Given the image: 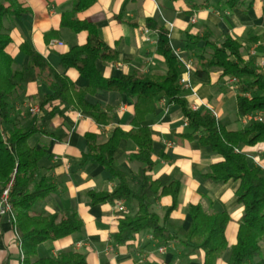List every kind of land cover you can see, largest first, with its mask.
<instances>
[{"label":"crops","instance_id":"0c3cea01","mask_svg":"<svg viewBox=\"0 0 264 264\" xmlns=\"http://www.w3.org/2000/svg\"><path fill=\"white\" fill-rule=\"evenodd\" d=\"M20 1L27 11L4 21L11 36L7 51L14 58L15 69L28 66L29 57L21 50V45L28 42L76 86L87 88L89 80L76 68H59L61 55L74 46L86 44L90 36L87 29L73 31L62 25L63 15L71 10L74 0ZM77 18L94 24L98 38L118 54L117 61L97 60L96 67L105 78L121 77L134 70L152 79L166 74L168 65L157 51V33L149 28V19L169 30L172 46L183 57L193 59L194 65L197 55L205 52L203 37L208 34L212 42L220 45L231 36L242 44L244 62L251 61L264 76V0H245L233 9L223 0H94ZM147 29L150 31L145 33ZM194 65L190 80L197 95L181 89V96L189 107L203 102L207 106L201 110L207 107L216 110L218 119L229 130L242 129L255 121L264 122V111L255 113L259 116L255 121H246L245 116L238 114L241 84L229 83L232 76H223L222 70L214 67L207 78H201L196 75ZM46 80L43 77L30 82L18 92L12 113L14 123L33 130L30 144L44 150L36 180L44 176L56 186L31 213L46 216L73 209L83 219L84 226L62 239L41 243L37 257L58 256L73 250L84 253L87 264H202V251H191L182 239L161 244L150 229L140 231L127 243H116L113 235L120 219L127 213L135 214L136 204L124 200L91 203L90 191H112L116 182L100 164L92 161L81 164L83 154L88 152L87 135H94L101 143L116 127L132 129L134 98L113 91L87 94L90 103L111 109L113 121L101 125L59 100L41 107L39 99L51 93ZM237 123L241 125L238 129L234 127ZM143 124L151 128L154 139L151 176L157 178L165 173L180 182L178 206L171 212V220L187 230L191 225L189 208L193 204H201L208 212L229 213L228 247L217 263L228 264L244 214V207L236 196L239 182L220 183L207 175L211 165L222 157L201 146L198 133L193 138L184 136L191 130L179 105L162 100L157 111L149 114ZM244 149L264 166V141ZM136 152V145L123 139L115 153L117 163L129 175L132 189L139 184L137 171L141 164L131 158ZM120 205L125 211L120 210ZM171 205L172 197L163 195L155 200L153 210L163 218ZM18 236L21 237V231L8 216L4 217L0 222V264H21Z\"/></svg>","mask_w":264,"mask_h":264},{"label":"trees","instance_id":"16d2710c","mask_svg":"<svg viewBox=\"0 0 264 264\" xmlns=\"http://www.w3.org/2000/svg\"><path fill=\"white\" fill-rule=\"evenodd\" d=\"M244 1L223 0L229 9L242 5ZM93 2L74 0L73 7L64 13L62 20V25L73 31L87 29L90 32L88 42L62 54L59 65V68L74 67L89 80V86L82 89L51 66L28 42L21 45V50L29 57L28 66L15 69L14 58L7 51L11 36L4 21L19 17L27 10L20 0H0V194L11 174H15L10 196L15 214L13 225L21 231L20 244L24 254L21 264H87L86 255L73 250L61 252L58 256L37 257L41 243L62 239L81 231L84 226L83 219L73 209L46 216L31 213L39 201L56 190V186L44 176L36 180L44 150L30 144L33 130H25L14 123L12 113L18 92L43 77H46L51 93L39 99L41 107L59 100L74 106L101 125L113 121L111 109L90 103L87 94L113 91L134 98L132 129L126 131L116 127L101 143L94 135L88 134V152L81 160V164L88 161L100 164L116 182L112 191H90L92 204L124 200L137 206L135 214L127 213L120 219L118 230L113 235L116 243H127L140 231L150 229L161 244L182 239L191 251H202V264H217L228 247L226 229L231 218L227 211L208 212L201 204H193L189 208L191 225L184 230L170 218L178 206L180 182L165 173L157 178L150 174L154 167V139L151 128L143 122L165 100L169 105L180 106L191 130L184 136L193 138L198 133L201 146L221 155L222 160L212 164L207 175L220 183L239 182L236 196L244 207V214L239 221L237 243L231 248L228 264H264V170L244 149L264 141V122L255 121L242 129L229 130L209 109L192 110L181 96L179 78L183 69L174 53L170 32L153 19H149L147 24L157 33V51L165 57L168 65L166 74L152 79L134 70L121 77H103L96 67L97 60L117 61L118 54L98 38L94 24L77 18V14L88 9ZM209 37L208 34L203 37L205 52L196 57V75L207 78L211 68L218 67L223 76L238 77L241 84L237 98L238 114L243 117L264 111V76L251 61L244 62L242 44L228 36L218 45ZM247 93L250 96H246ZM123 139L132 141L137 147V152L131 157L141 164L137 171L139 184L136 189L131 188L128 173L115 158ZM163 195L172 197V205L161 218L153 206L155 200Z\"/></svg>","mask_w":264,"mask_h":264},{"label":"built area","instance_id":"2783aa9c","mask_svg":"<svg viewBox=\"0 0 264 264\" xmlns=\"http://www.w3.org/2000/svg\"><path fill=\"white\" fill-rule=\"evenodd\" d=\"M194 21H195V19H193V22ZM149 31L150 30L147 29V30H145V33H148ZM173 50H174V53L176 54V56L178 57V59L181 63L182 69H183V73L179 78V85L181 86V89L185 90V91H189L190 94H192V95H197L196 91L192 87L191 80H190V74L193 71V65H194L193 59L183 57L181 52L174 47H173ZM229 83L239 84L240 79L238 77L232 76L229 79ZM203 106L206 107L207 105L203 104V102L200 101V102H196V103L191 104L190 108L194 111H198ZM207 109H209L211 111V113L218 119L219 115H218L216 110H214L213 108H210V107H207ZM32 110H34V109H32ZM258 119H259V116L255 115V114H247L245 116L246 121H255ZM247 154L249 155L250 158L253 159V161L258 166H260L264 170V166L260 165L258 160H256L255 157H253L249 152H247ZM14 182H15V174H13V178L10 180V182L1 191V194H0V222L6 216H8L12 220V222L15 221L14 208H13V205L11 202V196H10ZM119 208H120V210L125 211L124 206L120 205ZM15 228H17V227H15ZM17 238L19 240V248H20L21 262H22V260L24 258V254H23L22 249H21L20 237L18 236Z\"/></svg>","mask_w":264,"mask_h":264},{"label":"rangeland","instance_id":"374dc122","mask_svg":"<svg viewBox=\"0 0 264 264\" xmlns=\"http://www.w3.org/2000/svg\"><path fill=\"white\" fill-rule=\"evenodd\" d=\"M212 1L215 2L216 0H212ZM234 127H236V129H238L239 127H241V125H240V123H237L236 125H234ZM12 178H13V174H11L8 183L10 182V180H11ZM8 183H7V184H8Z\"/></svg>","mask_w":264,"mask_h":264}]
</instances>
